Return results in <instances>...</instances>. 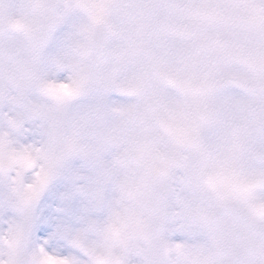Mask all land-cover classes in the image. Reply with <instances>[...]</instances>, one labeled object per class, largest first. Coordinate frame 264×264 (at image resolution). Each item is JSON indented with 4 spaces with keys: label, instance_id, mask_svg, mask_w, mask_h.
<instances>
[{
    "label": "snow or ice",
    "instance_id": "snow-or-ice-1",
    "mask_svg": "<svg viewBox=\"0 0 264 264\" xmlns=\"http://www.w3.org/2000/svg\"><path fill=\"white\" fill-rule=\"evenodd\" d=\"M0 264H264V0H0Z\"/></svg>",
    "mask_w": 264,
    "mask_h": 264
}]
</instances>
